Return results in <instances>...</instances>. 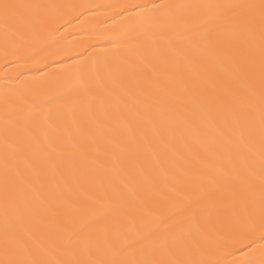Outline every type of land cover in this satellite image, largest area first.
Masks as SVG:
<instances>
[{"label": "bare ground", "instance_id": "obj_1", "mask_svg": "<svg viewBox=\"0 0 264 264\" xmlns=\"http://www.w3.org/2000/svg\"><path fill=\"white\" fill-rule=\"evenodd\" d=\"M8 2L42 7L39 13L22 9L7 24L0 15V259L7 99L14 110L8 141L15 145L8 162L29 181L13 184L7 206L28 243L17 253L21 258L235 264L241 258V245L233 243L236 229L241 224L258 229L261 222L264 149L258 99L247 94L231 63L185 28L216 9L187 10L162 27L137 17L141 10L133 7L161 0ZM163 2L211 6L260 0ZM114 37L123 39L113 44ZM250 38L258 43V32ZM243 39L239 33L213 36L217 50ZM42 42L51 44L47 59L30 58ZM81 73L87 89L73 97L71 111L46 120L34 109L76 84ZM253 86L259 94L258 83ZM249 123L255 134L241 135L240 126ZM50 141L58 151L48 147ZM230 176L245 178L241 195L234 197L226 186ZM196 195L200 203H193ZM178 204H191L196 231L181 234L175 248L153 249V228L177 234L181 217L166 218ZM100 205L114 210L102 225L106 231L94 234L88 248L75 247L69 235L86 209Z\"/></svg>", "mask_w": 264, "mask_h": 264}, {"label": "snow or ice", "instance_id": "obj_2", "mask_svg": "<svg viewBox=\"0 0 264 264\" xmlns=\"http://www.w3.org/2000/svg\"><path fill=\"white\" fill-rule=\"evenodd\" d=\"M40 5L31 4H16L10 3L8 0L0 2V15L3 16L5 23L13 18H19L22 9H35L39 13ZM141 11L137 13V17H146L152 24L165 26L169 22L180 18L187 14V10L196 9L199 7H212L216 9L213 15L202 17L194 25H185L188 31H197L199 40L204 43L209 52L218 51L219 55L223 56L236 69L237 75L241 78L245 85L247 94L258 99L260 104V122L259 133L262 149H264V0H260L259 4L248 3H232V4H217V5H178L164 3H152L148 5H135ZM35 30V29H34ZM258 32L259 42L257 43L250 37ZM219 33L242 34L244 39L230 44L223 50H217L213 41V36ZM113 44H117L123 37L110 38ZM51 47L48 42H42L31 52L30 58L39 57L41 60L47 59V49ZM14 54V53H13ZM9 52L5 51V56ZM258 83L259 94L253 86ZM87 89V83L83 73L78 77L76 84L69 85L65 89L57 90L53 94L44 98L41 104L34 106V109H39L41 115L46 120H53L60 115L62 109L71 111L76 100L73 99L81 91ZM47 105L48 107H44ZM13 108L9 101H5V165H4V201H5V244L4 258L0 259V264H82L79 260L68 261H44L38 259H23L18 255V251H26L28 248L27 240L20 236L17 232L16 222L8 215L7 206L14 195L13 184L20 182L27 184L29 181L23 177L18 169L9 164V159L15 158V145L9 144L8 135L13 121L8 119L13 114ZM241 135L245 133L249 136L255 134V127L249 123L240 126ZM48 147L53 151H58L54 141H50ZM73 147H76L73 145ZM11 149V152H9ZM264 159V156H262ZM260 181L264 187V169H262ZM245 183V178L240 176H230L225 179L226 186L232 191L234 197L241 195L240 186ZM201 197L196 195L193 197V203H200ZM191 204H178L170 212L166 218L171 220L175 216H180L181 221H178L177 234L164 233L158 234V227L152 230V239L150 244L153 249H172L179 245L181 234H191L197 229V217L195 213L188 212ZM208 207V206H205ZM114 210L106 208L103 205L89 208L85 210L80 225L75 228L69 235L68 241L75 242V247L88 248L93 240L94 234L106 231L102 227L113 214ZM187 213V215H185ZM261 222L257 229L255 225L241 224L236 229L237 239L234 244H239L241 247L237 250L241 251V258L235 264H264V197L261 199ZM166 220L162 219L161 224ZM139 243V242H137ZM141 247H143L141 245ZM247 248V251L243 249ZM75 250V249H74ZM88 264H110L103 259H98L88 262ZM136 264H168L163 261L151 262H136ZM171 264H199V262L176 260ZM204 264H219L216 260H209Z\"/></svg>", "mask_w": 264, "mask_h": 264}]
</instances>
